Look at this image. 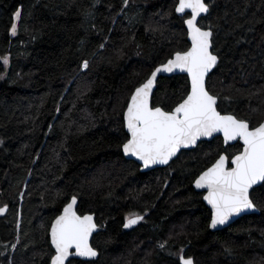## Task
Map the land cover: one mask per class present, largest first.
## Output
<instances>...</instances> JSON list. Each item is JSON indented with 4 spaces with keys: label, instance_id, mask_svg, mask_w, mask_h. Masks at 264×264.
<instances>
[{
    "label": "trees",
    "instance_id": "obj_1",
    "mask_svg": "<svg viewBox=\"0 0 264 264\" xmlns=\"http://www.w3.org/2000/svg\"><path fill=\"white\" fill-rule=\"evenodd\" d=\"M176 2L0 0V57H9L8 66L0 62V207L7 206L0 264H49L47 232L73 195L78 210L103 225L92 239L95 264H176L181 248L195 264H264V199L258 214L209 231L210 212L192 187L217 158L221 138L145 173L122 155L131 90L189 46ZM218 3L210 22L218 25L221 63L211 90L233 97L223 109L259 119L251 109H264V0ZM17 8L22 19L12 36ZM158 80L156 102L174 106L187 77ZM129 213L146 220L124 232Z\"/></svg>",
    "mask_w": 264,
    "mask_h": 264
},
{
    "label": "snow or ice",
    "instance_id": "obj_2",
    "mask_svg": "<svg viewBox=\"0 0 264 264\" xmlns=\"http://www.w3.org/2000/svg\"><path fill=\"white\" fill-rule=\"evenodd\" d=\"M128 3L129 0H124L125 7ZM220 6L218 0H177L174 11L186 26L190 46L171 53L134 86L122 114L126 137L121 151L126 157H134L145 169L168 165L182 149H194L205 138L219 139L217 134L222 135L214 163L194 181L196 189L206 190L203 199L211 206V229L227 224L243 212L256 211L258 201L264 199V109H251L259 119L242 118L221 107L223 102L231 104L233 97L214 93L210 86L214 70L221 63L215 40L218 25L210 22V18L213 10ZM13 19L10 32L16 36L22 8L15 10ZM105 43H101L99 49H104ZM0 62L8 66L9 57H0ZM80 67L87 71L90 62L83 60ZM177 72L187 76L185 94L172 107L158 104L154 92L160 84L158 77ZM233 142L240 148L230 153L229 148L236 146ZM77 202L78 197L73 195L50 224L47 232L52 250L49 264H74V261L95 264L100 255L91 240L93 233H98L103 225L96 222L94 214L81 213ZM6 211L7 206L0 207V214ZM143 220V215L129 213L123 227L132 228ZM165 245L166 242L161 243L160 247ZM11 247L15 249L16 245ZM176 256V264H195L194 258L186 256L183 248Z\"/></svg>",
    "mask_w": 264,
    "mask_h": 264
},
{
    "label": "water",
    "instance_id": "obj_3",
    "mask_svg": "<svg viewBox=\"0 0 264 264\" xmlns=\"http://www.w3.org/2000/svg\"><path fill=\"white\" fill-rule=\"evenodd\" d=\"M176 15L177 16H179L180 17V15L179 14H177L176 13ZM185 26V25H184ZM186 27V26H185ZM187 41H188V39H187ZM188 44H189V46H190V41H188ZM178 75H183V76H186V74L185 73H164V74H161V76H159L158 77V79L159 78H161V77H172V76H178ZM187 77V76H186ZM155 91V90H154ZM124 130H125V132H126V129L124 128ZM217 136H219V138H221L222 139V135H220V134H217ZM214 138H205L204 139V141H206V142H208V141H211V140H213ZM234 144L236 143V142H233ZM195 149V148H194ZM189 150H193V149H182L181 150V152L182 151H189ZM180 152V153H181ZM180 153H178V155L180 154ZM122 155H123V153H122ZM123 157L126 159V160H129V161H133V162H135L138 166H139V170H140V172H143V173H145V172H149V171H151V170H154V169H158V168H165V167H167L174 159H176L177 157H174L173 158V160L172 161H170L169 162V164L168 165H154V166H151L150 168H147V169H145V168H143V166H142V164L139 162V161H136V159L134 158V157H126V156H124L123 155ZM211 166V165H210ZM209 166V167H210ZM196 179V178H195ZM195 181V180H194ZM193 188L197 191V192H203L204 193V195L206 194V190H203V189H196L195 188V186H194V182H193ZM70 202V201H69ZM203 202H204V204H205V206L210 210V213H211V206L207 203V201H205L204 199H203ZM77 205H78V202H77ZM62 211V210H61ZM6 213V212H5ZM4 213V214H5ZM259 213V210L257 209L256 211H248V212H243V213H241L239 216H234V217H232L229 221H228V223L227 224H225V225H221V226H218L216 229H211L210 227H208V229H209V231H217V230H221V229H224V228H226V227H228L230 224H232L233 222H235L237 219H239V218H241L242 216H247V215H251V214H258ZM4 214H0V217L1 216H3ZM95 216V215H94ZM210 217H211V215H210ZM54 220V219H53ZM209 224H210V221H209ZM134 226H136V225H134ZM133 226V227H134ZM128 229H130V228H128ZM128 229H126V230H128ZM96 233H93V236L95 235ZM92 239H93V237H92ZM49 242H50V237H49ZM91 243H92V240H91ZM193 258V257H192ZM78 260L80 259V258H77Z\"/></svg>",
    "mask_w": 264,
    "mask_h": 264
},
{
    "label": "flooded vegetation",
    "instance_id": "obj_4",
    "mask_svg": "<svg viewBox=\"0 0 264 264\" xmlns=\"http://www.w3.org/2000/svg\"><path fill=\"white\" fill-rule=\"evenodd\" d=\"M236 144V143H235ZM214 163V162H213ZM195 180V179H194ZM194 182V181H193ZM192 187H193V184H192ZM195 190V189H194ZM196 191V190H195ZM200 194H201V199H202V201H203V195H204V193L203 192H199ZM204 203V202H203ZM209 210V209H208ZM209 212H210V210H209ZM140 215H143L144 216V220L143 221H141L139 224H142V223H144L145 222V217H146V215L143 213V214H140ZM210 215H211V213H210ZM125 218L126 217H124V219H123V224L125 223ZM210 221V220H209ZM123 224H122V230L124 231V232H127V231H131V230H133V229H135L139 224H137L136 226H134V227H132V228H130V229H128V230H126L124 227H123Z\"/></svg>",
    "mask_w": 264,
    "mask_h": 264
},
{
    "label": "rangeland",
    "instance_id": "obj_5",
    "mask_svg": "<svg viewBox=\"0 0 264 264\" xmlns=\"http://www.w3.org/2000/svg\"><path fill=\"white\" fill-rule=\"evenodd\" d=\"M177 252H178V250L175 251V253H177Z\"/></svg>",
    "mask_w": 264,
    "mask_h": 264
},
{
    "label": "bare ground",
    "instance_id": "obj_6",
    "mask_svg": "<svg viewBox=\"0 0 264 264\" xmlns=\"http://www.w3.org/2000/svg\"><path fill=\"white\" fill-rule=\"evenodd\" d=\"M139 226V225H138ZM105 227V226H104Z\"/></svg>",
    "mask_w": 264,
    "mask_h": 264
}]
</instances>
